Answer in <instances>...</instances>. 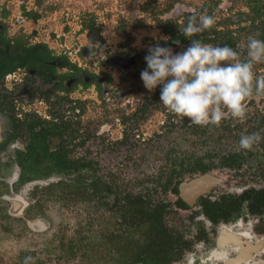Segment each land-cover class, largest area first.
Instances as JSON below:
<instances>
[{
	"label": "rangeland",
	"instance_id": "374dc122",
	"mask_svg": "<svg viewBox=\"0 0 264 264\" xmlns=\"http://www.w3.org/2000/svg\"><path fill=\"white\" fill-rule=\"evenodd\" d=\"M175 1L0 0V21L5 24L6 37L20 36L28 44L43 42L54 55L65 54L81 68L99 75L104 72L109 76L103 77L100 89L95 82L86 86L82 84L73 96H77L75 104L81 110L80 127L89 132L84 147L77 151L89 149L97 160L98 175L101 180L112 184L113 193L101 207L92 205L91 199H76L73 194L66 199L46 200L51 226L45 232V238L50 244L47 245L42 239L36 247L49 246L47 253L50 257L38 264H85L86 258L78 262L73 259L69 262L59 260L60 236L78 233L85 237V242L81 241L83 248L97 252L95 258L100 255L104 258L99 262L95 259L89 264H115V261H110V254L115 251L109 253L108 248L115 249L116 245H123L127 240L134 241L142 234L140 229L130 238L121 236L123 242L117 244L109 238H117L113 231L120 226L114 207L110 206L116 193L149 195L153 201L162 200L172 204L175 196L170 190L163 189L162 182L172 165L177 166L174 161L209 153L214 155L213 160H219L223 154L242 151L241 136H264V125L257 128V120L264 115V96L254 95L246 102L247 113L243 120L228 117L219 127L209 125L202 129V133H194L187 119L170 114L160 103L157 90L160 86L151 93L145 89L140 73L147 67L144 59L148 54L147 49L166 38L156 25L152 11L174 2V7L163 17L179 18L183 12L196 9L205 0ZM146 2L149 5L144 10L142 6ZM22 6L27 10H36L39 17L35 20L27 18ZM218 8L220 10L215 13L214 19L229 17L232 22L242 20L240 12L247 10L244 0H220ZM91 15L98 30L82 28V23ZM244 38L240 37L236 42L240 60H245ZM184 49V45H181L173 51ZM127 56L134 60L131 65H123L120 61L123 58L127 60ZM254 73L264 76V63L255 65ZM73 101L71 98L66 103L73 105ZM127 114L130 117L123 121V116ZM70 115L69 118H73ZM95 128L98 141L93 138ZM258 144L255 143L251 150L257 149ZM263 149L261 147L256 156H247L240 173L221 170L219 174L225 178L221 190L237 191L255 184L264 185V176L256 174L264 164ZM243 151L246 154L247 150ZM169 206L171 210L163 215L164 223L185 234L193 232L184 213ZM11 242H14L11 236L8 238L0 234V264H13L17 260ZM43 254L40 251L37 258L42 259Z\"/></svg>",
	"mask_w": 264,
	"mask_h": 264
},
{
	"label": "flooded vegetation",
	"instance_id": "af4514ba",
	"mask_svg": "<svg viewBox=\"0 0 264 264\" xmlns=\"http://www.w3.org/2000/svg\"><path fill=\"white\" fill-rule=\"evenodd\" d=\"M4 50L6 54L11 52L8 44ZM127 57L120 60L123 65L134 61ZM63 62L56 58L37 68L19 66L12 71L15 72L12 78L5 80L3 76L0 81V234L13 238L10 244L17 255L13 264H24L26 257L32 258L29 264L49 259V246L36 247L42 239L50 244L45 238L51 226L46 200L66 199L73 194L76 199H91L92 205L101 207L113 193L112 184L98 175L97 160L89 149L77 151L84 147L89 132L80 127L81 110L75 104L77 96H73L83 79L100 84L103 77L109 76L104 72L101 75L89 72L85 76L80 69L60 65ZM71 98L73 105L66 103ZM70 114L73 118H69ZM123 117L128 119L130 115ZM95 129L93 138L98 141ZM258 143V150H247L246 154L243 149L230 152L219 160H213L214 155L209 153L176 161V170L180 164L188 166V162L197 158H202L209 167L202 171H181L171 177L172 183L165 189L175 197L172 204L164 202L167 204L164 214L171 210V205L173 210L184 213L193 230L185 234L165 224L172 236H180L181 242L186 243L180 255H175L168 264H264V185L221 190L225 178L219 174L221 170L240 173L247 156H256L264 148V136ZM228 157L232 160L226 161ZM65 161L75 163V167L64 168ZM205 173L217 182L209 181L210 185L192 203L184 201L179 196L178 184ZM256 174L264 176V164ZM74 179L78 181V191L72 193L73 187L68 188L67 184ZM60 238L59 260L78 262L83 259L84 249L89 250L81 246L85 237L79 233L62 234ZM40 251L44 252L42 259L37 258Z\"/></svg>",
	"mask_w": 264,
	"mask_h": 264
},
{
	"label": "trees",
	"instance_id": "16d2710c",
	"mask_svg": "<svg viewBox=\"0 0 264 264\" xmlns=\"http://www.w3.org/2000/svg\"><path fill=\"white\" fill-rule=\"evenodd\" d=\"M219 2L220 0H205L200 6H197L196 9L183 12L179 18L163 17L164 13L170 11L174 7V2H170L164 8L153 10L152 15L156 25L166 35V38L162 39L159 45L169 46L173 50L181 45L187 48L190 44V40L184 37L180 29L187 24L189 17L193 15L197 17V20L199 16L202 15H208L214 18L215 13L220 10L218 8ZM148 5L149 4L146 2L142 6L143 9L147 10ZM244 5L247 10L240 12L243 15L242 20L232 22L229 17H220L218 20L214 19L215 24L210 30L204 31L193 38L200 39L204 43L212 45L223 46L227 44L238 51L236 42L240 37H245L243 56L245 57L244 59H246V43L248 38L256 35L258 39L264 40V0H244ZM22 12L27 18L33 20L37 19L40 15L36 10H27L24 6H22ZM232 25H237V27H233ZM219 26L222 28H219ZM82 28H87L91 31L98 30V27L95 26L93 15L82 23ZM127 36H129V34H127ZM177 40L179 44L174 43ZM11 41L14 42V45L10 44ZM5 44H8L11 49L9 54L5 53ZM56 58L64 60L60 65H67L75 69H80L85 76L91 74L86 69L77 67L75 63H71L65 54L54 55L43 42L27 44L20 36H14L13 38L6 37L5 24L0 21V81L5 74L12 72L16 67L28 66L37 68L42 66L44 61L54 60ZM50 68L53 71V67ZM92 82H94V80H89L87 82L85 79L82 80L85 86ZM96 85L97 88L100 89V84L96 83ZM157 90L158 94H160V89ZM126 119V117H123V121ZM257 124L258 127L264 125V115L260 120H257ZM191 126L194 133H202V129H204V127L196 125ZM227 159L232 160L230 157L225 158L226 161ZM67 163L66 161L63 163L64 168L69 169L70 167H75V163ZM174 163L177 162L174 161ZM174 165L175 164L172 165L170 173L166 175L164 178L165 180L162 182L164 190L172 183L171 177L173 175H180L181 171L193 172L197 169L202 171L209 167L207 163L203 162L202 158H197L191 163L188 162V166L180 164L178 170H176V166ZM57 169L61 168L57 167ZM77 185V179H74L72 184H67L68 188L70 186L73 187L72 193L78 191ZM107 189L109 190V186ZM67 192H69V190H67ZM166 205L167 204L162 200L153 201V198L149 195L145 197L142 194L132 195L125 193L118 195L116 193L113 209L119 218L120 226L113 231L114 236L117 238H109L114 240L115 244H117L121 241L123 242L122 237L130 238V235L140 229L142 230V234L140 238H136L134 241L127 240L124 241L123 245H116L115 249H113V247L108 248L109 253L115 251L114 254H110V261L113 263L115 261V264H124L126 262L168 264L172 258L180 255L182 247L184 245L186 246V243L181 242L182 238L180 236H172L171 232L166 227L163 221ZM122 230L124 232H122ZM128 243H130V245H128ZM95 254H97V252L84 249L82 257L87 259L85 264H89L95 259L98 262L104 259L101 255L95 258Z\"/></svg>",
	"mask_w": 264,
	"mask_h": 264
},
{
	"label": "clouds",
	"instance_id": "9594fccd",
	"mask_svg": "<svg viewBox=\"0 0 264 264\" xmlns=\"http://www.w3.org/2000/svg\"><path fill=\"white\" fill-rule=\"evenodd\" d=\"M215 24L208 15L190 16L180 29L189 46L174 52L159 44L147 49V67L140 78L148 92L160 86L159 101L170 114L191 125L219 127L225 118L243 120L247 101L264 96V76L254 73V66L264 63V40L250 36L246 43V59L233 47L207 44L193 37L210 30ZM174 43L179 44V41ZM257 134L243 135L240 148L251 150L259 141ZM26 257L24 264H29Z\"/></svg>",
	"mask_w": 264,
	"mask_h": 264
},
{
	"label": "water",
	"instance_id": "95a60500",
	"mask_svg": "<svg viewBox=\"0 0 264 264\" xmlns=\"http://www.w3.org/2000/svg\"><path fill=\"white\" fill-rule=\"evenodd\" d=\"M211 175L205 173L199 177H195L189 181H182L178 184V193L179 196L186 202L192 203L195 201L196 197L203 193L206 190V187L209 184V181L216 183V179H210Z\"/></svg>",
	"mask_w": 264,
	"mask_h": 264
},
{
	"label": "built area",
	"instance_id": "2783aa9c",
	"mask_svg": "<svg viewBox=\"0 0 264 264\" xmlns=\"http://www.w3.org/2000/svg\"><path fill=\"white\" fill-rule=\"evenodd\" d=\"M14 73H15V72H9V73L5 74V75H4V76H5L4 79L6 80V79H8V78H9V79L12 78V77L14 76Z\"/></svg>",
	"mask_w": 264,
	"mask_h": 264
}]
</instances>
